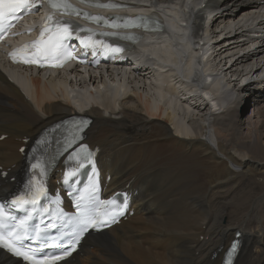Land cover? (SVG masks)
Returning <instances> with one entry per match:
<instances>
[{
	"label": "bare ground",
	"instance_id": "bare-ground-1",
	"mask_svg": "<svg viewBox=\"0 0 264 264\" xmlns=\"http://www.w3.org/2000/svg\"><path fill=\"white\" fill-rule=\"evenodd\" d=\"M131 1L156 2L151 6L166 20L169 14L180 18L169 34L173 47L163 33H152L134 50L153 54L159 68L162 59L174 62L165 74L147 63L136 72L137 62L125 70L127 83L114 76L100 82L79 71L69 82L70 73L29 77L0 63V136H7L0 141V167L8 172L0 177V195L21 181L24 139L89 107L87 142L101 149L102 181L111 176L113 191L129 186L135 215L91 237L81 260L62 264H222L237 232L243 245L234 264H264V78L242 83L264 73L260 0H207L204 7L203 0H192L190 8L188 0ZM251 35L258 38L251 42ZM190 37V59L208 58L205 79L222 76L209 90L199 89L205 79L196 62L181 66L188 58L180 49L188 48ZM202 42L204 51L195 50ZM173 95L180 105L170 102ZM188 102L191 109H185ZM248 102L251 112H241ZM201 160L223 164L226 176L208 180ZM0 264L19 263L0 252Z\"/></svg>",
	"mask_w": 264,
	"mask_h": 264
},
{
	"label": "snow or ice",
	"instance_id": "snow-or-ice-1",
	"mask_svg": "<svg viewBox=\"0 0 264 264\" xmlns=\"http://www.w3.org/2000/svg\"><path fill=\"white\" fill-rule=\"evenodd\" d=\"M42 3H47L53 13L59 12L62 16L83 15L85 19L94 23L103 22L112 29L141 27L145 30H155L150 28L151 17L138 16L127 19L121 17L106 18L94 16L87 12H82L76 8L70 0H0V38L12 27L9 18H18V12L35 11ZM97 8H119L124 5L118 4L115 0H81ZM124 20L123 23L117 21ZM83 33V35H82ZM117 32L97 33L90 28H83L74 20H63L49 14L44 21L39 37L31 43L25 44L10 53L13 62L24 64H36L40 67L52 66L62 67L70 59L80 60L81 57L75 55L76 49L70 43L75 40L85 50V56L90 52L93 56L115 55L124 49L115 43L109 42L106 37H116ZM126 40H135L136 37L124 35ZM83 62V61H82ZM87 121H81L76 125L70 136L66 137L62 148L67 151L80 138ZM24 149H21L23 152ZM74 160L75 169L67 173L71 178L76 175V170L92 165V153L87 151L74 152L69 156ZM31 165L32 174L29 177L25 189L5 204H0V249L6 250L13 256L22 258L25 264H57V261L64 260L75 250L80 239L89 229H100L117 222V217L123 213V206L115 199L102 200L97 195L95 185L85 188L76 200V213L64 219L65 213L59 208V201H50L55 205L54 210L44 204L48 196L45 177L47 176L48 161L44 157L34 158ZM15 212H23V216L15 215ZM47 214L49 222L43 227L44 221L40 224H33L37 217ZM54 217V219H52ZM71 225V231L67 233L69 239L67 243H49L46 234L49 229ZM27 242V243H26ZM52 251L45 252V249ZM236 251V244L230 247V254ZM231 264V260L227 261Z\"/></svg>",
	"mask_w": 264,
	"mask_h": 264
},
{
	"label": "rangeland",
	"instance_id": "rangeland-1",
	"mask_svg": "<svg viewBox=\"0 0 264 264\" xmlns=\"http://www.w3.org/2000/svg\"><path fill=\"white\" fill-rule=\"evenodd\" d=\"M248 103L246 105H241L240 106L241 108H239V110L241 112L244 110L245 113H247L248 110L249 112H251L252 103L251 102L249 104ZM196 154H202V153L199 151ZM205 162H203L202 160L200 161L201 165L206 166L204 171L209 175L208 180H212V179L219 180L226 176L225 166L223 164L219 163L218 166H215V165L210 164L209 162L208 163L207 162L205 163Z\"/></svg>",
	"mask_w": 264,
	"mask_h": 264
}]
</instances>
